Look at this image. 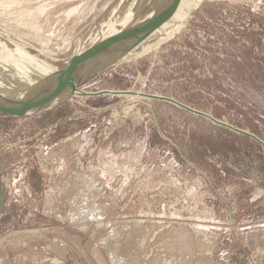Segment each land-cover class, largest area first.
<instances>
[{
    "label": "rangeland",
    "instance_id": "1",
    "mask_svg": "<svg viewBox=\"0 0 264 264\" xmlns=\"http://www.w3.org/2000/svg\"><path fill=\"white\" fill-rule=\"evenodd\" d=\"M118 1L0 0V31L62 70L83 34L99 29L97 46L120 29L122 40L140 20L128 38L138 44L175 15L164 13L174 0L108 12ZM200 5L182 31L87 76L61 107L0 116V264H264L261 146L157 99L264 143V0ZM102 91L154 98L87 96Z\"/></svg>",
    "mask_w": 264,
    "mask_h": 264
},
{
    "label": "bare ground",
    "instance_id": "2",
    "mask_svg": "<svg viewBox=\"0 0 264 264\" xmlns=\"http://www.w3.org/2000/svg\"><path fill=\"white\" fill-rule=\"evenodd\" d=\"M122 1L123 0H119L116 3V5H114L113 7H111L108 10V12H110L111 10L113 11L116 8H118V10H119V8H121V7L126 8L127 10H129V9L132 10L133 9L132 5L137 4V3H135V2H137L135 0H129V1L124 0V1H126V3H124V1L123 2ZM132 1H135V2H132ZM203 2H204V0H184V4L182 7L183 10L179 9L181 5H180V2L178 0H174L173 3L166 4L168 8L164 11V13L168 12L167 17H171L175 13V15H173L170 19H168L166 26L157 29L153 35H150V36H147L146 38H143V40L140 43L129 45L128 44V38L132 39V40L134 39L135 36H133V35L137 34L136 29L140 26V25H138V23L140 21L139 20L136 25L132 26V28H128L124 32V34L126 35V37L124 39L125 41H123V39L121 40L123 45L126 46L124 50H121V51L117 50L114 52L113 50L117 44L114 45L113 47H111L110 49L106 48L109 51H105V53L103 52L101 55H97L98 56L97 58L94 55L93 59L92 58H91V60L89 59V63H86L83 67L81 66L82 68H84L81 73L86 74V73H89V71L97 72V71H100L103 67L110 65L112 63L118 64L119 62H121L123 60H128V59L133 58V57L135 59V58H139V57L144 56L151 49L155 48L156 46L161 44L163 41L170 39L171 37H173L174 35H176L180 31H182L185 28L186 24L189 23V21L194 17V14L196 13L198 6L201 7L200 4ZM153 3H154V8H155V6L157 4V0L154 1ZM138 6L140 8L139 4H138ZM134 7H136V6L134 5ZM137 8L138 7H136V11H134L135 17L137 16L136 15V12L138 10ZM149 9H151V7ZM119 16L120 15L118 13L117 16H113L112 20L114 21V17L120 18ZM142 16L144 19V15L142 14L141 16L138 15V18H134L135 21L139 18L141 19ZM123 19L127 20L125 15H124ZM153 20H154V17L151 18L150 22H152ZM133 22H134V20H133ZM115 27H116V25H114V28L112 31H114ZM156 28H157V26H156ZM98 31H99V29H98ZM98 31L96 32V34H93L94 32L92 33V35H95V38L91 37L94 39L90 42H88L89 41L88 38H85V34H83V36L79 37L78 42H76V44L73 46V48H71L72 50L69 49L71 52H69V55L67 54L68 55L67 65L71 61H73V59L77 55H80L81 53L87 51L88 49H90L93 46L95 47V45H96L95 40L98 39V37L96 38ZM116 31L112 35V37H114L117 34H120V29H119V31H118V29ZM103 32H106V30H104ZM88 35H90V34H88ZM88 35L86 34V36H88ZM106 36H107V34H106ZM89 38H90V36H89ZM86 39H88V41ZM96 42H98V41H96ZM12 47L17 48V49L21 48L23 50L19 53H17V52L15 53L14 49L10 50V48H12ZM104 47H105V45H104ZM104 47H102V48H104ZM28 49H29V45L27 46V45L18 43L10 35H8V32H7V34H5V33L3 34V32L1 33V31H0V64L2 63L1 64V65H3L2 67H5L8 70V74L6 76H3L2 72L0 70V102L13 101V102H19V103H30V104L32 103V105H36L39 103V101H41L42 98L49 95L50 87L55 82L56 77L59 74L58 72L63 71V69L59 70L58 68H55L54 66L47 64V62H46L47 59L45 61L43 60L44 57L41 59V57L39 55L38 56L40 58L37 55L31 54L32 52L29 53ZM54 54H56V53H54ZM45 57H46V55H45ZM51 57H52V55H51ZM51 57L49 56L48 58H51ZM59 59H60V57H59ZM66 61H67V59H66ZM50 62H52V61H50ZM54 62H56V61H54ZM59 62L57 61V63H59ZM56 66H57V64H56ZM87 66L88 67L91 66V67L88 68ZM81 67H77V69L81 68ZM78 71H79V69H78ZM9 89L14 90L15 92L14 91L11 93L7 92L6 90H9ZM102 92H104V93H102ZM102 92H99L96 94H89L87 96H90V95L97 96V95L107 94L105 91H102ZM109 94H119L123 97L134 99L136 102H139L137 100H140V99H147V98L152 99V98H154L151 96L142 95V94L133 93V92H122L121 94L110 92ZM73 96H79V95L77 93L70 94V98ZM62 97H64V96L61 95L60 97L57 98V100H54L51 104H48L46 107H37V108H34L33 110H31L30 112L34 111L37 114H41V113H46V112L52 111L54 108H56V105L62 100ZM158 98H160V97H158ZM134 104H135V102H134ZM70 184H72V183H70ZM63 193H66V192H63ZM75 226H76V224H75ZM80 229H82V228H80ZM83 230H85V229H83Z\"/></svg>",
    "mask_w": 264,
    "mask_h": 264
},
{
    "label": "water",
    "instance_id": "3",
    "mask_svg": "<svg viewBox=\"0 0 264 264\" xmlns=\"http://www.w3.org/2000/svg\"><path fill=\"white\" fill-rule=\"evenodd\" d=\"M157 23H159V22H157ZM157 26H158V24H157ZM119 35L120 34H117L114 37H111L110 39H108L106 41L104 40V41L100 42L97 46H95V47L93 46L90 49H88L87 51L81 53L80 55H77L73 59V61H71L67 65V67L65 69H63V71L58 72L59 74L57 75L55 82L50 87L49 95L42 98L38 104L32 105V103L31 104L30 103H19V102H13V101L0 102V116L10 117V118H15V119H28V118L36 116V114H33L36 112H34V111L29 112V111H31L37 107H46L48 104H51L54 100H57L58 97L63 95L64 97H62V100L56 105V108H54L53 110L61 107L63 104H65L70 99V94H73V92L75 90L80 88L83 79L94 73L93 71L92 72L89 71V73L82 74L81 72L84 69L82 67L86 63H89V59L90 60H91V58L93 59L94 55H98V53L101 52L102 47H104V45H105V47H112V46L118 44L121 41V40H119ZM133 36H136V34H134ZM121 37H122L121 39H123V41H125L124 39H125L126 35L121 36ZM116 39H117V41H115ZM120 45H121V43H120ZM116 64L112 63L110 65H107L102 70L107 69L108 67L115 66ZM77 67H81V68H78L79 71H78ZM90 67L91 66H89L88 68H90ZM102 93H104V92H102ZM106 93L109 94L110 92L106 91ZM88 97H93V95H90ZM157 99L168 102V103L175 104L178 107L183 108L184 110L189 111L195 115L205 117L208 120H210L211 122H213L219 126H222L224 128L230 129V130H232V131H234L240 135L251 138L254 142H256L258 145L261 146L262 151L264 153V143L261 142L258 138L254 137L253 135H249L243 131H240V130H237L233 127H230L229 125H226L223 123H218L212 117H210V116H208L202 112H199L197 110H194L190 107H187V106H185V105H183V104H181L175 100H172L170 98L161 97V98H157ZM30 114H32V115H30ZM5 202H6L5 191L0 189V214H2L4 212V203Z\"/></svg>",
    "mask_w": 264,
    "mask_h": 264
},
{
    "label": "flooded vegetation",
    "instance_id": "4",
    "mask_svg": "<svg viewBox=\"0 0 264 264\" xmlns=\"http://www.w3.org/2000/svg\"><path fill=\"white\" fill-rule=\"evenodd\" d=\"M11 185V184H10ZM10 185H8V186H10Z\"/></svg>",
    "mask_w": 264,
    "mask_h": 264
}]
</instances>
